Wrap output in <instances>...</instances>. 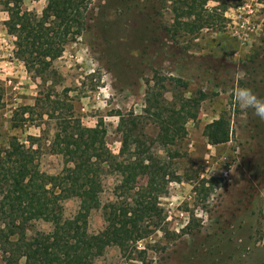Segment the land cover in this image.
Segmentation results:
<instances>
[{
  "label": "rangeland",
  "instance_id": "1",
  "mask_svg": "<svg viewBox=\"0 0 264 264\" xmlns=\"http://www.w3.org/2000/svg\"><path fill=\"white\" fill-rule=\"evenodd\" d=\"M87 1L86 30L65 46L43 82L16 58L5 26L8 7L0 0V149L11 139L26 146L28 136L49 140L56 122L48 117V95L62 104L55 116L104 130L113 155L121 147L123 118L148 150L135 184L146 183L150 163L168 177L156 181L158 218L148 225V236L124 252L106 248L94 264H264V121L234 95L248 87L264 99V0H211L197 10V23L187 16L186 0ZM19 5L26 24L31 14L41 16L46 1ZM156 94L177 109L186 102L198 108L197 118L185 124L186 135L164 145L157 141L154 110L145 112L146 98ZM26 108L33 110L24 113ZM221 116L230 122V141L208 145L204 127ZM47 144L42 141L35 163L55 175L62 158ZM117 181L112 173L104 178L102 205L121 202L113 190ZM77 207V200L65 201L64 217H73ZM104 227L103 211H94L88 233ZM49 229L35 222L28 235ZM0 264H6L1 244Z\"/></svg>",
  "mask_w": 264,
  "mask_h": 264
},
{
  "label": "trees",
  "instance_id": "2",
  "mask_svg": "<svg viewBox=\"0 0 264 264\" xmlns=\"http://www.w3.org/2000/svg\"><path fill=\"white\" fill-rule=\"evenodd\" d=\"M22 1L4 0L9 15L5 26L15 39L16 58L28 72H34L45 82L52 63L61 57L65 46L86 30L82 11L86 0H45L41 16L31 14L26 24H21L18 13ZM209 1L186 0L183 4L187 16L194 17V23L202 22L197 10L203 11ZM175 82L182 84L179 80ZM156 96L160 99L162 94L148 95L145 112L154 110L159 128L157 141L164 145L175 136L186 135L185 124L197 118L198 108L186 102L177 109L173 103L160 101ZM203 97L200 94V99ZM46 98L51 110L48 117L56 122L49 140L28 136L26 146L11 139L6 148L0 149V244L5 263L94 264L108 247L127 251L148 236V225L154 218L157 220L155 184L158 180L165 181L167 172L162 166L150 163L146 168V183L136 185L134 173L142 169V158L148 150L128 130L123 118L118 126L121 147L118 155H113L106 145L104 130L83 127L80 121L60 114L55 116L62 104L50 100L49 95ZM32 110L26 108L24 113ZM130 123L135 127L134 120ZM230 135V122L224 116L203 130V137L211 146L228 143ZM43 140L48 142L49 153L62 158L63 167L58 174L43 173L35 163ZM108 173L118 177L113 190L120 192L117 198L121 202L102 205L100 194ZM71 199L77 200L78 207L73 217L65 218L63 203ZM128 199H132L130 203ZM99 209L103 211L105 227L91 235L88 219ZM35 222L50 225L49 231L28 235Z\"/></svg>",
  "mask_w": 264,
  "mask_h": 264
},
{
  "label": "clouds",
  "instance_id": "3",
  "mask_svg": "<svg viewBox=\"0 0 264 264\" xmlns=\"http://www.w3.org/2000/svg\"><path fill=\"white\" fill-rule=\"evenodd\" d=\"M236 103L243 109H251L254 116L264 121V99L257 97L251 88L239 87L235 90Z\"/></svg>",
  "mask_w": 264,
  "mask_h": 264
}]
</instances>
